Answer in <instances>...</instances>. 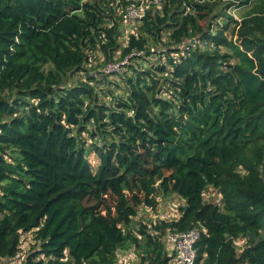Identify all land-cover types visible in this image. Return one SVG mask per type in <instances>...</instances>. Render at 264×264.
Wrapping results in <instances>:
<instances>
[{"label":"trees","instance_id":"1","mask_svg":"<svg viewBox=\"0 0 264 264\" xmlns=\"http://www.w3.org/2000/svg\"><path fill=\"white\" fill-rule=\"evenodd\" d=\"M236 2L163 0L126 33L125 0H0V264L23 234L19 264H168L192 228L196 264H264V0ZM170 193L177 220L132 229Z\"/></svg>","mask_w":264,"mask_h":264},{"label":"built area","instance_id":"2","mask_svg":"<svg viewBox=\"0 0 264 264\" xmlns=\"http://www.w3.org/2000/svg\"><path fill=\"white\" fill-rule=\"evenodd\" d=\"M121 0H115L117 4L120 3ZM163 0H125L126 4L125 6L119 11L120 21L128 27H131L133 30L137 28L140 21L144 18L145 14L150 10H158L160 8V5L162 4ZM216 3H218L220 6L226 5V0H213ZM225 4V5H224ZM233 12V11H232ZM232 12L230 13L227 10V14H231V16L236 20ZM218 24H220V21H217ZM133 33V31H132ZM208 45L206 42L201 43L199 39L192 38L191 40H187L186 43L182 46H180L181 52L183 51H194L195 49L203 50L207 48ZM152 53H155L153 49H151ZM185 54V53H184ZM182 54L181 56H184ZM173 59V62L175 63L178 61V58L180 56L173 54L171 56ZM163 61V60H162ZM127 63V59L124 60L119 66L124 65ZM119 66H115L114 64H108L105 66L102 70L103 73L109 74V73H115L119 72ZM208 190L213 191V195L216 196L215 201L210 202L208 200L209 192ZM207 191L204 193V199L207 200L209 203L216 204L218 206H221V202L219 197L215 194V191L212 188H208ZM173 204V202H171ZM174 207V206H173ZM151 208H142V210H148ZM139 211V212H140ZM138 212V214H139ZM136 218V217H135ZM157 221L160 222L158 219L152 218L150 221V224L155 226L157 224ZM165 246L168 251V255L171 257V260L168 264H196L197 259V249H196V243L199 240L201 230L199 228H192L185 232H167L165 233ZM139 238V236H137ZM236 246V253L241 252L243 249V241L236 240L235 241ZM128 251V250H127ZM127 258L135 259L133 262H127ZM116 259L117 261L115 264H132L136 260H138L137 254H135L134 251H129L127 256L123 255V251L116 253ZM23 260V257L21 258Z\"/></svg>","mask_w":264,"mask_h":264},{"label":"rangeland","instance_id":"3","mask_svg":"<svg viewBox=\"0 0 264 264\" xmlns=\"http://www.w3.org/2000/svg\"><path fill=\"white\" fill-rule=\"evenodd\" d=\"M227 3H237L236 0H226V5ZM162 5V4H161ZM160 5V7H161ZM156 10V9H155ZM233 12L232 15L240 20L241 17L245 14L246 12V7L244 6H234L233 7ZM204 25H207V21L204 22ZM134 29V28H133ZM132 28H129L126 30V33H130L132 30ZM125 39L123 38L122 40H120V42H122L123 44H125ZM92 57V56H91ZM99 55L96 54V61L98 60ZM94 58V57H92ZM150 62H156L157 61V56H151L149 58ZM98 66L103 64L102 60H99L98 62ZM115 66H119L120 63H118V61H114L113 62ZM112 64V63H111ZM128 63H126L127 65ZM120 67V66H119ZM119 73H121V70H119ZM73 81H76L73 80ZM88 161L90 162L91 166L93 167V169L96 168L97 165V160L96 157L93 154H90L88 156ZM263 176H264V169H263ZM209 192V196L207 197L208 200L210 202H214L216 199V196L213 195V191L208 190ZM173 202V204L171 203ZM174 206V207H173ZM185 206V201L178 198L176 195H173L170 193V195L167 196H158L157 197V205L153 208V209H148V210H142L139 209V214L136 216V218H134L133 222H132V229L137 230L139 227V224H145L148 229H150L151 227H153L152 224H150V221L152 218L158 219L160 222L161 221H165V222H170L172 220H177L180 217V213H179V208ZM160 222L157 221V224H159ZM167 233V232H166ZM166 235V234H165ZM165 235L161 236L160 239L162 242H165ZM32 242H33V235L32 234H23L21 236V244H20V252L19 254L11 261L6 262L5 264H19V261H21L22 257H25V255H27V253L30 251L31 246H32ZM129 251H134L135 254H139V251L135 248H130L128 251H123V255L128 254ZM138 259H139V255ZM135 259L132 258H127V262H133ZM117 261V259H116Z\"/></svg>","mask_w":264,"mask_h":264}]
</instances>
